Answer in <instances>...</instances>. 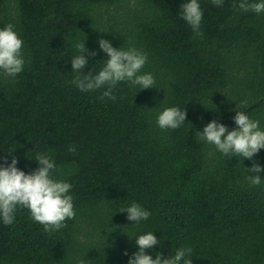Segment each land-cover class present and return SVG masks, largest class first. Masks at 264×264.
Here are the masks:
<instances>
[{
  "label": "trees",
  "instance_id": "trees-1",
  "mask_svg": "<svg viewBox=\"0 0 264 264\" xmlns=\"http://www.w3.org/2000/svg\"><path fill=\"white\" fill-rule=\"evenodd\" d=\"M186 2L0 0V28L15 26L24 60L15 77L0 70V166L14 156L28 174L49 153L53 178L72 185L75 212L46 232L17 206L12 224L0 219V264H128L147 232L161 241L146 250L154 259L191 248L193 264H264V148L229 158L197 136L212 120L234 129L242 101L264 130V12L198 0V36L180 16ZM100 39L145 53L141 74L154 87L118 82L112 100L100 98L106 86L71 83V57L87 56L77 44L96 52L84 74L105 65ZM168 107L186 109L177 129L158 126ZM254 162L260 185L248 179ZM133 202L151 212L147 220L121 212Z\"/></svg>",
  "mask_w": 264,
  "mask_h": 264
},
{
  "label": "clouds",
  "instance_id": "clouds-1",
  "mask_svg": "<svg viewBox=\"0 0 264 264\" xmlns=\"http://www.w3.org/2000/svg\"><path fill=\"white\" fill-rule=\"evenodd\" d=\"M216 6H222L223 0H212ZM234 6H236L234 4ZM238 7L243 11H254L259 14L264 12V0H239ZM180 16L192 28L196 35H202L200 25L203 12L198 0H188L180 5ZM14 25L6 24L0 28V70L5 75L15 77L23 70L24 60L21 54L23 41L14 30ZM99 48L108 58L98 74L88 71L84 74L89 58L96 55L95 51H89L85 43L76 45L78 53L87 52V56L77 54L71 57L72 71L76 73L71 81L82 92L100 89L106 86V91L100 97H109L115 100L112 89L118 82L128 81L131 85H139L140 89L154 87L155 79L150 73L141 74V69L147 61V55L134 47L128 49L115 48L110 41L100 39ZM247 107V102H241V110L236 111L233 117L236 127L228 130L223 123L212 120L207 123L202 131H198V139L215 147L225 156L233 155L243 158H252L258 151L264 148V130H261L259 121L250 119L242 110ZM186 121V109L183 107L165 108L158 116L157 123L161 129H177ZM69 152H74L75 147H69ZM11 152V151H9ZM39 167L26 174L18 169L17 159L13 156L11 163L0 166V219L5 225L14 221V212L17 206L30 210L32 218L44 226V230L55 231L66 226V219H73V196L70 194L72 185L62 180H56L52 176L55 169L53 158L49 153H38L34 159ZM248 172L257 173L249 175L252 185L261 184V166L253 163ZM127 212V219L133 222L147 220L151 215L141 205L133 202L121 212ZM130 238V237H129ZM138 251L134 252L128 260V264H193V250L180 248L170 258L162 259V254L157 252L155 259L146 250L161 243L153 234L147 232L136 236ZM127 254V253H125ZM78 264H86L79 260Z\"/></svg>",
  "mask_w": 264,
  "mask_h": 264
}]
</instances>
